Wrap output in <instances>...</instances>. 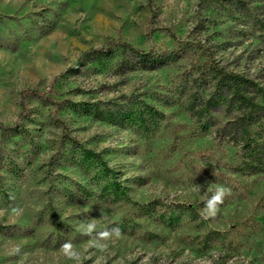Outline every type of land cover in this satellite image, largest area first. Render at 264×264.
<instances>
[{"label":"rangeland","instance_id":"1","mask_svg":"<svg viewBox=\"0 0 264 264\" xmlns=\"http://www.w3.org/2000/svg\"><path fill=\"white\" fill-rule=\"evenodd\" d=\"M109 40L181 56L149 70L120 48L85 55ZM213 64L264 83V0H0V264H76L69 239L82 264H264V170L236 171L238 146L191 108ZM91 220L122 230L105 252Z\"/></svg>","mask_w":264,"mask_h":264},{"label":"trees","instance_id":"2","mask_svg":"<svg viewBox=\"0 0 264 264\" xmlns=\"http://www.w3.org/2000/svg\"><path fill=\"white\" fill-rule=\"evenodd\" d=\"M114 47L127 52L130 57L127 66L130 68L156 69L181 56L176 51L154 52L117 40H109L99 47L89 49L85 55L109 54ZM193 86L190 103L198 118L201 133L207 134L211 128H215L219 137L217 145L224 148L238 146L241 153L235 165L236 171H247L251 174L263 171L264 83L258 77L213 64L205 73L197 75ZM22 94V97L30 94L43 99L52 98L51 93L34 89ZM22 106L25 108L24 101ZM9 129L12 127H3V130ZM205 178L210 182L217 181L213 175ZM151 204L153 206L154 202Z\"/></svg>","mask_w":264,"mask_h":264},{"label":"clouds","instance_id":"3","mask_svg":"<svg viewBox=\"0 0 264 264\" xmlns=\"http://www.w3.org/2000/svg\"><path fill=\"white\" fill-rule=\"evenodd\" d=\"M194 191H199V188L194 189ZM230 195V188L222 185L217 186L214 193L205 202L203 209L204 218H215L220 210V205H222L226 197ZM11 199H14V197ZM11 211L13 214L20 216L23 213V208L18 205H12ZM79 228L82 230L83 235L90 237L89 246L97 249L100 252H105L109 247L108 243L104 242L110 241L113 238L119 239L122 236V230L119 226L97 231V224L94 220L82 221L79 225ZM60 251L67 259L75 261L76 264H82L81 253L75 248L71 239L65 240L61 244ZM20 252L21 249L19 247L14 249L15 254H19ZM96 264H101V258L97 259Z\"/></svg>","mask_w":264,"mask_h":264}]
</instances>
